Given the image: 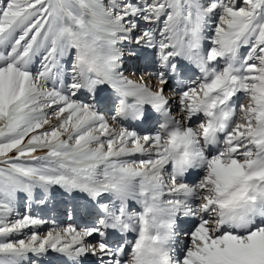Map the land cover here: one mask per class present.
Masks as SVG:
<instances>
[{
	"label": "snow or ice",
	"instance_id": "6c2138e0",
	"mask_svg": "<svg viewBox=\"0 0 264 264\" xmlns=\"http://www.w3.org/2000/svg\"><path fill=\"white\" fill-rule=\"evenodd\" d=\"M0 264H264V0H0Z\"/></svg>",
	"mask_w": 264,
	"mask_h": 264
},
{
	"label": "bare ground",
	"instance_id": "6f19581e",
	"mask_svg": "<svg viewBox=\"0 0 264 264\" xmlns=\"http://www.w3.org/2000/svg\"><path fill=\"white\" fill-rule=\"evenodd\" d=\"M133 67L137 66V65H132Z\"/></svg>",
	"mask_w": 264,
	"mask_h": 264
},
{
	"label": "rangeland",
	"instance_id": "374dc122",
	"mask_svg": "<svg viewBox=\"0 0 264 264\" xmlns=\"http://www.w3.org/2000/svg\"><path fill=\"white\" fill-rule=\"evenodd\" d=\"M141 67H142V65H141Z\"/></svg>",
	"mask_w": 264,
	"mask_h": 264
}]
</instances>
